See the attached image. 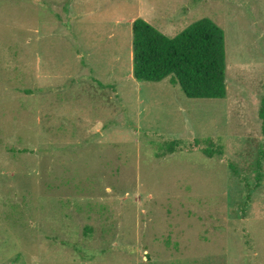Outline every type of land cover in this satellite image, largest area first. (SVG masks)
<instances>
[{
    "label": "rangeland",
    "instance_id": "374dc122",
    "mask_svg": "<svg viewBox=\"0 0 264 264\" xmlns=\"http://www.w3.org/2000/svg\"><path fill=\"white\" fill-rule=\"evenodd\" d=\"M157 1L0 0V264H264V0L152 17L223 28L224 98L134 77Z\"/></svg>",
    "mask_w": 264,
    "mask_h": 264
},
{
    "label": "trees",
    "instance_id": "16d2710c",
    "mask_svg": "<svg viewBox=\"0 0 264 264\" xmlns=\"http://www.w3.org/2000/svg\"><path fill=\"white\" fill-rule=\"evenodd\" d=\"M133 75L138 80L160 81L171 76L189 98L226 96V46L223 28L208 17L188 24L169 36L142 17L134 19ZM259 115L264 131V97ZM178 141L167 144L173 152ZM206 153L212 155L210 150Z\"/></svg>",
    "mask_w": 264,
    "mask_h": 264
},
{
    "label": "crops",
    "instance_id": "0c3cea01",
    "mask_svg": "<svg viewBox=\"0 0 264 264\" xmlns=\"http://www.w3.org/2000/svg\"><path fill=\"white\" fill-rule=\"evenodd\" d=\"M173 1L174 0H160V1H157L159 3H154V4L150 3L148 9H143V11H140L138 14L145 17L147 21H149L151 24H153L154 22L156 23V21L152 19L153 16H157V17L163 16V17L171 18L173 11H172V7L170 6L173 3ZM159 4H162V5H159ZM184 11L190 13L192 9L190 7H187L186 10H183L182 12L183 14H184ZM161 23L163 22H160V24Z\"/></svg>",
    "mask_w": 264,
    "mask_h": 264
}]
</instances>
